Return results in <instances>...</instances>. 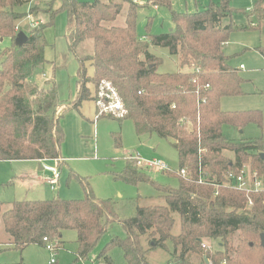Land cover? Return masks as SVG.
<instances>
[{
    "label": "trees",
    "instance_id": "1",
    "mask_svg": "<svg viewBox=\"0 0 264 264\" xmlns=\"http://www.w3.org/2000/svg\"><path fill=\"white\" fill-rule=\"evenodd\" d=\"M27 1L0 0V43L9 42L0 52V162L61 160L63 133L58 127L56 88H39L32 79L45 64L44 31L63 12L70 49L87 40L93 45L92 56L79 60L77 96L68 108L95 102L103 83H108L124 111L122 118L107 115L108 119L130 121L137 137L154 135L169 141L177 156L178 171L172 176L178 180L176 188L160 186L147 170L126 161L115 179L127 185H151L163 194L164 204L136 207L134 216L119 220L125 237L112 239L97 259L113 264L108 254L118 249L125 264H154L145 255L161 250L169 255L167 264H264L260 241L264 190L239 191L226 179L248 167L264 184V140L233 143L222 133L223 127L243 130L252 124L261 128L262 114L222 111L220 106L222 99L243 94V79L223 52L236 29L231 22L225 26L221 22L235 12L256 15L260 22L264 0H257L250 12L233 10L231 0H220L194 13L172 11L170 0H145L142 6L131 0H59L58 10H46L47 22L23 32L27 39L18 47L16 24L36 13L35 8L17 10ZM125 4L124 24L109 25ZM148 7L167 8L173 29L154 35L149 21L145 34L139 36L137 14ZM152 47L165 49L183 71L158 73L161 60L150 53ZM85 62L92 66L91 77ZM102 115L96 106L95 117ZM112 136L115 147L121 148L120 135ZM165 173L171 177L174 172ZM200 178L204 184L198 183ZM2 208L0 202L3 230L16 250L30 245L44 248V238L60 248L63 232L74 231L77 251L72 264L78 258L86 261L107 226L117 221L112 203L96 200L89 189L81 200L17 201L5 212ZM213 240L219 249L205 251L204 241Z\"/></svg>",
    "mask_w": 264,
    "mask_h": 264
},
{
    "label": "rangeland",
    "instance_id": "2",
    "mask_svg": "<svg viewBox=\"0 0 264 264\" xmlns=\"http://www.w3.org/2000/svg\"><path fill=\"white\" fill-rule=\"evenodd\" d=\"M51 1L28 0L18 8L19 12H28L31 8H35L36 13L30 19L26 18L17 23L16 31L27 34L38 24L47 22L46 10L51 8L52 11H56L61 5L59 0ZM80 1L92 2V0ZM210 1L218 4L220 0H198L197 3L195 0H170V9L178 13H194L203 9ZM256 1L231 0L230 8L233 10L253 9ZM126 9L127 4L123 6L117 19L109 25L122 26ZM248 19L250 23H258L256 15L246 18L245 15L237 12L221 22L223 26L231 22L236 29L229 38V46L224 47L223 52L231 57L229 61L231 67L236 69L239 65H243V70H237L246 82L242 86L245 95L238 98H224L220 106L222 111L257 110L261 112L263 120L261 128L252 124L247 125L244 130L223 127V136L233 143L260 138L264 140V35L262 34L264 20H262L263 24L259 23L257 27H250L249 30L241 29L247 26ZM149 21L151 34H164L173 29L167 8L161 7L154 10V7H148L140 9L137 14L139 36L145 34V26ZM36 23L38 24L35 25ZM66 35V14L59 12L55 17L53 27L44 31V40L47 45L44 52L45 64L37 71L39 75L44 72L45 79L48 78L46 81L48 83L39 84L42 85L41 87L55 86L60 105L57 110L59 112L58 127L63 133V140L60 144L61 160L57 163L58 167L54 165L55 162H44L45 166L56 167L57 170L61 167L59 186L55 191H51L49 186L42 184L48 173L39 170V167L43 169L41 163L35 161L0 162V202L3 203L2 211L5 212L10 209L13 202L17 201H50L55 198L81 200L88 189L96 200L110 201L117 221L107 226L99 243L84 261V264H105L97 259L102 249L112 239H123L126 234L118 221L134 216L136 207L164 204L163 194L151 185L146 183L136 186L127 185L115 179V176L126 165V156L136 155L145 160L157 159L165 163L174 172L170 173L171 177L165 172L155 170L145 172L160 186L171 188H176L178 185L177 178L172 177L178 171L177 156L169 141L159 139L154 135L137 137L130 121L120 123L117 120L108 119L105 114L95 119L96 105L93 101L83 102L78 109L68 108L77 96L79 60L92 56L93 45L92 41L87 40L72 50L66 41ZM8 46V41H2L0 52ZM150 53L161 60L157 68L158 73L173 74L183 71L177 59L170 56L165 49L152 47ZM84 65L87 76L91 77L93 69L90 62H85ZM90 89L93 91L92 87ZM247 93L249 95H246ZM102 96L100 94L99 98ZM101 108L103 113H110L109 110H104L103 105ZM113 133L120 135L121 148L115 147ZM225 155L232 156L230 153ZM244 170L250 171L248 167ZM7 239L8 236L0 222V264H48L49 253L43 247L30 245L23 250H16ZM204 242L210 246L212 252L219 249L218 241ZM76 251V233L74 231L63 232V248L58 251L57 264H72ZM108 256L113 264H125L122 253L118 249L112 250ZM145 258L150 263L167 264L169 255L161 250H155L147 252Z\"/></svg>",
    "mask_w": 264,
    "mask_h": 264
},
{
    "label": "built area",
    "instance_id": "3",
    "mask_svg": "<svg viewBox=\"0 0 264 264\" xmlns=\"http://www.w3.org/2000/svg\"><path fill=\"white\" fill-rule=\"evenodd\" d=\"M131 1L138 5H142L144 0H131ZM250 11H251L250 8L246 9V12H250ZM257 26H258V23H250V27L254 28ZM262 33L264 34V29L262 30ZM240 68H242V66ZM100 94L103 95L102 98H99ZM94 103L98 107L99 114L110 115L114 118H122L124 115L122 104L117 98L115 90L108 83H103L98 93V99ZM101 105H103L105 111L109 110L110 113L108 112L103 113L104 111L102 110ZM125 160L133 162L136 165V167L144 169V170H155V171H160V172L171 171L170 168L165 163L157 159H146L145 160L139 156L128 154ZM59 161L60 160H54L53 162H55L56 164ZM57 166L58 165H56V167ZM56 167L55 168H44V170L49 172L51 176L45 178L43 180V183L48 184L51 189L55 188V186L58 183V179H59V172L58 170H56L57 169ZM180 175L183 178L187 177V174L184 171H181ZM226 179L228 181L227 183L228 185H230L232 188L237 189L239 191H245L248 193L251 191L258 192V191L264 190V184L262 180L257 176V174L252 173L250 171L246 172L244 169L236 175L229 174L226 177ZM204 182L205 181L203 178H200L198 181L199 184H204ZM214 188H216V186H214ZM43 242H44V249L49 253L48 264H56V257H57V254L60 248L56 247L53 243H50L46 238L43 239ZM202 247L205 251H210V246H208L206 243H204ZM78 262L80 264H84V261L80 258H78Z\"/></svg>",
    "mask_w": 264,
    "mask_h": 264
},
{
    "label": "crops",
    "instance_id": "4",
    "mask_svg": "<svg viewBox=\"0 0 264 264\" xmlns=\"http://www.w3.org/2000/svg\"><path fill=\"white\" fill-rule=\"evenodd\" d=\"M143 4H144V1H143ZM142 4V5H143ZM154 10H158L156 7H154ZM243 11H246V9H244ZM244 15V14H243ZM246 16V15H245ZM253 16V15H252ZM252 16H246V18H252ZM249 21H247V26H248V24L251 22L250 21V19H248ZM258 20V19H257ZM264 20V19H263ZM259 23H261V24H263V21L261 20L260 22H258V24ZM38 23H36V25H37ZM250 25V24H249ZM262 26V25H261ZM244 27H246V26H244ZM243 28V27H242ZM249 29H250V27H249ZM249 29H247V30H249ZM256 30H258L259 31V29H256ZM263 34V33H262ZM264 35V34H263ZM227 46H229V42L227 43V45L225 46V47H227ZM246 52V51H245ZM242 66V68H240ZM236 69H239V70H243L244 69V67H243V65H239ZM48 80V78H46L45 79V75H44V72L43 73H41L40 75L39 74H36L34 77H33V79H32V81H33V83L35 84V85H38V87L39 88H41V86L42 85H39V84H42V83H44V82H46ZM249 81V80H248ZM246 81H245V79H243V84L245 83ZM38 83V84H37ZM243 84H242V86H243ZM243 91V90H242ZM243 95H245V93L243 92V94L241 95V96H243ZM246 95H249L248 93L246 94ZM241 96H239V97H241ZM236 98H238V97H236ZM60 111V110H59ZM252 111H257V110H252ZM59 112L57 111V114H58ZM94 115H95V113H94ZM95 119H96V117H95ZM246 128V127H245ZM244 128V129H245ZM243 129V130H244ZM249 141V140H248ZM263 150H264V145H263ZM35 162H37V163H41L42 164V166H43V169L41 168V167H39V170L41 171H43L44 170V168H52V167H49V166H45L44 165V162H47V161H35ZM53 162V161H52ZM54 165L56 166L57 165V163L55 164L54 163ZM58 167V166H57ZM57 170V169H56ZM45 171V170H44ZM45 172H47V171H45ZM58 172H59V179H58V183H57V185L55 186V188L54 189H51V191H55L56 190V187L57 186H59V183H60V179H61V174H60V172H61V167H60V169H58ZM48 173V175H46V177L45 178H47V177H50L51 176V174L49 173V172H47ZM39 180V179H38ZM41 182V181H40ZM42 184H44V185H47V186H49L48 184H45V183H43V181H42ZM50 187V186H49ZM0 222H1V219H0ZM2 223V222H1ZM3 227V226H2ZM8 236V235H7ZM8 243H11V240H10V237L8 236ZM60 242L62 243L61 244V247H60V249L61 248H63V234H62V237H61V239H60ZM76 254V253H75ZM75 257V256H74ZM56 264H57V260H56Z\"/></svg>",
    "mask_w": 264,
    "mask_h": 264
},
{
    "label": "water",
    "instance_id": "5",
    "mask_svg": "<svg viewBox=\"0 0 264 264\" xmlns=\"http://www.w3.org/2000/svg\"><path fill=\"white\" fill-rule=\"evenodd\" d=\"M26 39H27V37L23 32H18L16 34L14 43L16 46L20 47L25 43ZM261 156L263 157V154H261ZM260 241H261L262 247L264 248V234L260 235ZM206 263H207V261H206Z\"/></svg>",
    "mask_w": 264,
    "mask_h": 264
}]
</instances>
